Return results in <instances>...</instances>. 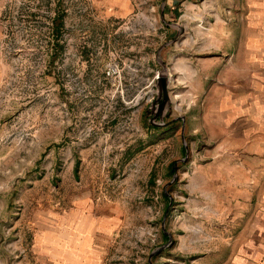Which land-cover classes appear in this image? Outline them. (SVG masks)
Instances as JSON below:
<instances>
[{
    "label": "rangeland",
    "instance_id": "1",
    "mask_svg": "<svg viewBox=\"0 0 264 264\" xmlns=\"http://www.w3.org/2000/svg\"><path fill=\"white\" fill-rule=\"evenodd\" d=\"M260 6L0 0V264L53 263L51 230L97 202L117 218L103 264L226 258L234 205L214 140L227 108L212 86Z\"/></svg>",
    "mask_w": 264,
    "mask_h": 264
},
{
    "label": "crops",
    "instance_id": "2",
    "mask_svg": "<svg viewBox=\"0 0 264 264\" xmlns=\"http://www.w3.org/2000/svg\"><path fill=\"white\" fill-rule=\"evenodd\" d=\"M260 1L258 18L244 26L243 42L237 48L231 38L226 46L218 86H212L219 92L217 107L227 108L226 121L217 122L214 141L219 156L227 152L228 203L234 205L227 255L217 264H260L264 252V222L255 217V210L264 209V0ZM115 212L97 202L89 212L77 213L75 228L59 223L60 230H51V264L105 263L108 238L117 226Z\"/></svg>",
    "mask_w": 264,
    "mask_h": 264
},
{
    "label": "water",
    "instance_id": "3",
    "mask_svg": "<svg viewBox=\"0 0 264 264\" xmlns=\"http://www.w3.org/2000/svg\"><path fill=\"white\" fill-rule=\"evenodd\" d=\"M167 77L166 76H156V82H157V97L154 100V102L151 104L150 108L153 110V106L156 105L155 103H158L156 105V113L159 117V119L162 121L164 118V115L166 114L170 98L167 91Z\"/></svg>",
    "mask_w": 264,
    "mask_h": 264
},
{
    "label": "built area",
    "instance_id": "4",
    "mask_svg": "<svg viewBox=\"0 0 264 264\" xmlns=\"http://www.w3.org/2000/svg\"><path fill=\"white\" fill-rule=\"evenodd\" d=\"M119 73V70L117 68L116 65H113V64H109L106 69H105V74L108 76V77H112L116 74ZM260 264H264V252H263V255H262V259L260 261Z\"/></svg>",
    "mask_w": 264,
    "mask_h": 264
},
{
    "label": "flooded vegetation",
    "instance_id": "5",
    "mask_svg": "<svg viewBox=\"0 0 264 264\" xmlns=\"http://www.w3.org/2000/svg\"><path fill=\"white\" fill-rule=\"evenodd\" d=\"M155 104L157 105L158 103H155ZM157 119H159V117H158V116H155V117H154V121H156ZM154 121H153V122H154Z\"/></svg>",
    "mask_w": 264,
    "mask_h": 264
}]
</instances>
